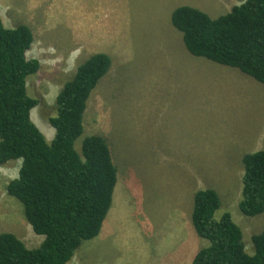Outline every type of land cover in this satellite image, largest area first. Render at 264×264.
I'll return each instance as SVG.
<instances>
[{"label": "rangeland", "instance_id": "1", "mask_svg": "<svg viewBox=\"0 0 264 264\" xmlns=\"http://www.w3.org/2000/svg\"><path fill=\"white\" fill-rule=\"evenodd\" d=\"M242 1L0 0L4 25L23 23L33 34L27 56L40 69L26 86L39 101L31 118L46 141L56 94L77 66L98 52L111 61L90 92L75 148L86 135H102L117 182L98 235L69 264H191L207 244L191 222L193 194L206 187L220 197L214 216L230 212L251 251L264 212L242 215L237 204L241 158L264 149V83L190 54L170 15L188 5L216 17ZM8 162L0 167V233L35 247L43 236L5 191L19 169L18 160Z\"/></svg>", "mask_w": 264, "mask_h": 264}, {"label": "trees", "instance_id": "2", "mask_svg": "<svg viewBox=\"0 0 264 264\" xmlns=\"http://www.w3.org/2000/svg\"><path fill=\"white\" fill-rule=\"evenodd\" d=\"M170 15L190 54L264 83V0H243L216 17L188 5ZM32 42L29 26L6 27L0 16V165L21 160L18 176L5 190L22 204L32 230L43 236L37 246L27 247L14 233L1 232L0 264H69L82 242L98 235L117 182L102 135L89 134L75 148L90 92L111 61L98 52L77 66L56 94V113L48 119L54 136L48 142L31 118L39 101L28 94L26 83L40 69V61L27 56ZM241 162L237 207L242 215L254 216L264 212V149L243 154ZM219 206L215 189L194 192L191 222L207 244L191 264H264V225L250 236L249 251L231 213L214 216Z\"/></svg>", "mask_w": 264, "mask_h": 264}, {"label": "clouds", "instance_id": "3", "mask_svg": "<svg viewBox=\"0 0 264 264\" xmlns=\"http://www.w3.org/2000/svg\"><path fill=\"white\" fill-rule=\"evenodd\" d=\"M89 99V98H88ZM86 106H87V104H86ZM86 109V108H85ZM34 122V121H33ZM35 123V122H34ZM38 127V126H37ZM40 129V128H39ZM40 131H41V129H40ZM42 132V131H41ZM44 135V134H43ZM87 136V135H86ZM19 161V167H20V164H21V160H18ZM9 162H7V163H5V164H8ZM17 163V162H16ZM5 164H3V165H0V167H3ZM17 176H18V171H17ZM14 178H16V176L15 177H13V178H11V179H14ZM10 179V180H11ZM9 180V181H10ZM8 182V181H7ZM6 191V190H5ZM10 196V195H9Z\"/></svg>", "mask_w": 264, "mask_h": 264}, {"label": "crops", "instance_id": "4", "mask_svg": "<svg viewBox=\"0 0 264 264\" xmlns=\"http://www.w3.org/2000/svg\"><path fill=\"white\" fill-rule=\"evenodd\" d=\"M6 179H8V178H6ZM11 179V178H10Z\"/></svg>", "mask_w": 264, "mask_h": 264}]
</instances>
